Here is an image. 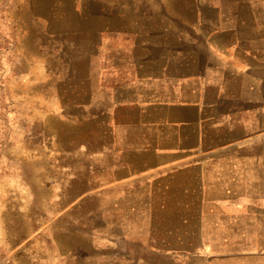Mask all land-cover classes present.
Segmentation results:
<instances>
[{"label": "crops", "instance_id": "0c3cea01", "mask_svg": "<svg viewBox=\"0 0 264 264\" xmlns=\"http://www.w3.org/2000/svg\"><path fill=\"white\" fill-rule=\"evenodd\" d=\"M94 4L107 103L47 263L264 261V0Z\"/></svg>", "mask_w": 264, "mask_h": 264}, {"label": "rangeland", "instance_id": "374dc122", "mask_svg": "<svg viewBox=\"0 0 264 264\" xmlns=\"http://www.w3.org/2000/svg\"><path fill=\"white\" fill-rule=\"evenodd\" d=\"M97 9L0 0V264L49 263L42 232L91 168Z\"/></svg>", "mask_w": 264, "mask_h": 264}]
</instances>
